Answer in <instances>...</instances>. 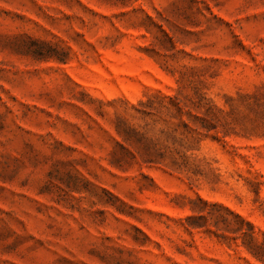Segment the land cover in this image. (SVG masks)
I'll return each instance as SVG.
<instances>
[{"label": "rangeland", "instance_id": "obj_1", "mask_svg": "<svg viewBox=\"0 0 264 264\" xmlns=\"http://www.w3.org/2000/svg\"><path fill=\"white\" fill-rule=\"evenodd\" d=\"M0 264H264V0H0Z\"/></svg>", "mask_w": 264, "mask_h": 264}]
</instances>
